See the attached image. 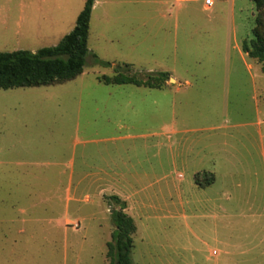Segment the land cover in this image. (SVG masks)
I'll list each match as a JSON object with an SVG mask.
<instances>
[{
  "label": "rangeland",
  "instance_id": "rangeland-1",
  "mask_svg": "<svg viewBox=\"0 0 264 264\" xmlns=\"http://www.w3.org/2000/svg\"><path fill=\"white\" fill-rule=\"evenodd\" d=\"M157 1L99 0L91 20V54L84 73L76 80L48 89H0V264H9L12 260L9 258L10 249L4 243L22 237L18 234L19 228L35 225L24 224L21 220L42 217L49 209L54 213L62 212L61 205L68 193H77L80 201L72 203L71 214L77 213L78 209L97 214L89 225L90 234L95 235V239H101L100 223L108 225L109 231L113 232L111 213L115 205L108 198L104 200L106 205L99 199L97 190L101 186L69 185L70 170L60 167L65 163L64 154L71 155L74 150L76 124L79 123L81 139H93L97 133L101 136L112 130L139 134L154 132L169 120L157 121L146 114L115 110L116 106L110 100L126 102L129 97L153 98L160 94L168 103L175 97L169 91L157 93L133 86L101 83L99 77L113 76L115 67L121 66L123 72L124 65H130L138 74L151 70L171 72L180 80L192 81L194 87L183 90L179 96L186 102V111L182 110V116L177 119L180 130H198L209 123L225 125V117L221 116L222 112L218 113L222 108L231 116V123L237 114L241 115L242 122H254V95L258 96V107L264 115V63L258 65L257 61L246 57L247 64L261 69L256 94L249 88L235 86L238 80H250L236 44L242 49L244 41L254 38L257 9L253 0H216L212 13L200 11L202 0L185 4L197 8L191 13L175 10L174 18L214 19L204 40L190 43L182 35L179 40L181 49L175 55L170 54L169 48L164 51L159 47L168 34L175 33L173 21L172 31H169V25L163 28L156 21H151L148 29H141L134 21V25L129 24L132 18L161 16ZM84 5V0H0V52H36L58 45L74 29L77 11ZM132 28L137 30L135 34L130 33ZM187 28L186 35L193 32L191 26ZM133 40H144L143 47H137L134 52L128 50ZM146 40L149 41L147 47ZM197 45H204L203 50ZM94 56L112 66L96 64ZM226 59L227 64L239 67L236 72H228ZM225 72V75L229 74V78L226 76L229 84L227 81L223 84ZM252 74L256 78L255 70ZM174 83L168 81L166 86ZM46 90L53 94V100L49 98V107L35 104V95ZM210 111L211 116H206ZM168 117L169 113L166 119ZM223 133L233 136L229 137V143L244 152L248 161L246 166L252 168L253 160L262 163L257 149L259 137L253 127L240 132L231 129H219L213 133L190 132L172 137L162 147L158 146L157 139L152 138L147 139V148L142 140L127 143L131 149V161L126 166L118 163V168L126 174V181L112 186V189L128 200V215L137 225L133 264H264V217L258 218L257 223L249 214L238 217L235 214L237 202L232 201L229 203V231L228 234L225 230L222 232V225L227 224V218H223L220 211L222 184L210 190L206 188L208 182L204 174L197 175L196 179L194 176L209 162L200 152L209 135L214 144L213 158L222 156L216 151L222 144ZM179 144L184 148L178 150ZM94 147L95 144L87 145L89 149ZM190 148L194 149L192 154ZM83 149V146L75 149L77 158ZM48 157L49 165L46 164ZM252 180V176L242 177L245 186ZM228 188L232 189V185ZM49 194L58 196L59 200L52 201L57 205L45 201ZM215 194L220 200H214ZM87 196L90 203L86 202ZM21 210L28 214L22 215ZM98 264H103L102 258Z\"/></svg>",
  "mask_w": 264,
  "mask_h": 264
},
{
  "label": "crops",
  "instance_id": "crops-1",
  "mask_svg": "<svg viewBox=\"0 0 264 264\" xmlns=\"http://www.w3.org/2000/svg\"><path fill=\"white\" fill-rule=\"evenodd\" d=\"M84 1L86 2V0ZM197 1L198 0H158L157 3L160 6L162 12L161 16L154 17L152 19L148 17L132 18L129 19V24L134 25L135 22V24L139 25L141 29H148L150 22L156 21L158 24L163 25V28L169 25V31H172L171 25L173 21V29L175 33L173 35L168 34L167 37H165V40H163V43H159V47H162L163 49L169 48L170 54L175 55L181 49L179 45V40L181 39L182 35H184L183 37L185 38V40L190 43L196 42L198 40H204L205 38L203 37L208 34L207 32L209 30V27L213 25L214 19L212 18L207 20L192 18L190 16H186L184 18L178 16L174 18V16L172 15L174 14L175 10L176 12L178 11V13H180L181 11L191 13L192 10H195L197 8H194L193 6L189 5L185 6V4L197 3ZM202 2L203 3L200 8V11L212 13L215 5L212 8H208L207 6H205L204 0H202ZM99 3V0H96L93 8L92 18L94 12L98 9ZM83 9H79L77 11V16H79ZM166 14H169V16H167ZM107 20L109 19H106L105 21ZM181 26H186V28L187 26H191V31L193 30V32L186 35L188 33V28L186 29L182 27L181 29ZM181 30L182 33H179V31ZM135 32H137V30L134 28H132V30L130 31L131 34H135ZM228 38L229 37L227 35L226 39ZM138 40L131 41L127 49L134 52L136 51L137 47H143L144 40ZM147 42L149 41H145V47H147ZM197 48L203 50L204 45H197ZM236 48L243 62L242 66L244 68L246 67L247 72L250 75V80L246 82L238 80L235 86H241L240 88L244 89L249 88L250 90H254V94H256L255 91L257 89L258 84L257 78L260 75L261 69L253 64H247L246 57L249 56L243 52V50L238 46V44H236ZM147 50L149 49L147 48ZM227 62H229L228 59H226L225 61L226 66L228 67V72L234 73L238 70L239 67L232 66L233 64H227ZM257 63L258 65H260L259 62ZM254 70L256 71V78L252 74V71ZM147 73L158 72L151 70ZM167 73L171 75V79H173L175 83L171 84V86L166 87L163 90L154 91H157V93H165L167 91L173 93L175 97L171 98L168 103L166 102L164 96H160V94H157V97L153 98L143 96L140 98L129 97L128 99H126V102H118L115 99H111L110 101L112 102V105L116 106L115 110H121V112L126 111L128 113L131 112L134 115H139L142 113L148 115L149 118L152 120H169V122H163L161 127H158L157 131L150 133L142 132L141 134H139L136 132L129 133V131L127 133H123L120 130H112L105 131L104 134H102L101 136H99L97 133V137L93 139H81L80 126L79 123L76 124V132L73 141L74 150L72 151L71 155H67V153L64 154V157H66L64 161L65 163L60 166L61 168L70 170L68 174V184L101 186L100 188L98 187L97 195L99 199L103 201V204L106 205L104 202L105 199L112 196H118L122 201L127 203L126 213L129 214L130 204L128 200L124 199L122 195L116 193V189H112V186H117V184H119L120 182L126 181V174L118 168V163L126 166L131 161V149L127 146V143H132V141L134 140H142L144 141V147L147 148V146H149L147 143V139L152 138L157 139L158 146L162 147L166 146V141L168 142L172 139V137H177L181 134H187L190 132L195 133L201 131L203 133H213L214 131H218L219 129H231L232 131L238 130L240 132L241 129L253 127L259 137V147L257 149L259 151V154H261L262 163L255 162V160H253L254 157H251V160H253V167L251 168L246 166L248 161L245 158L244 152L241 151L239 147L236 148L230 145L229 137L231 135L229 133H223L222 144L221 146H217L216 153L221 152L222 156H217L213 158L214 144L212 141V136L209 135L205 140L206 144L204 148H202L200 152L205 155L204 160L207 159L210 163L207 161V167L205 165L203 168H201L200 171H196L194 173V176L196 179L197 175L206 174L205 176L208 182L206 188L210 190H213L214 187L219 183L222 184L221 189L223 191L221 193V201L223 202L222 204H220V211L222 217L227 218V221H225L227 222V224L222 225V232H224L225 230L226 234H228L229 231L228 219L230 218L231 214L229 203L232 201L237 202L235 204L237 208L235 214L238 217L248 216L249 214L250 218H256L257 223L258 218L264 217V115H261L260 108L258 107V96H253L256 104V117L254 122H242L241 115L237 114L234 116V123H231V116L227 112L225 114V109L222 108V110L218 113L220 115V112H222L221 116L225 117L224 119L226 121V126H214L212 123H209L205 125V127H203L202 129L198 130H180L177 127V119L179 115L182 116V110L186 111V108H184V104H186V102L183 98L179 96H181L185 90L194 87V83L188 79L184 81L180 80L174 77L171 72ZM225 74L226 72L224 73L223 84H226V81L229 84V80L226 77L228 76L229 78V74ZM49 87L41 88L48 89ZM137 88L147 89L143 87ZM49 94H52L49 90L41 92L40 94L35 95L37 97L34 98L33 102L42 106H48L49 98L50 100H53V94L50 95V97ZM114 100L116 102H114ZM167 113H169L168 119H166ZM211 113L212 111H210V114L207 115L206 112V116H211ZM118 142H120V144H118ZM90 144H95V147L93 149L87 148V145ZM78 146H83L84 149L81 150L80 155L77 158V153L75 152V149H77ZM177 148H179L178 150H181L184 147L179 144ZM193 151L194 149H189L190 154H192ZM238 154L241 156L239 157ZM78 162L81 165H77L76 163ZM46 164H51L49 163V157ZM211 174L215 176V180L210 183L209 180L210 178H212L210 176ZM243 176H252V182H250L249 185L245 186L242 181ZM166 177L167 176H165V178ZM74 179H77V181H75ZM230 185H232V189L228 188V186ZM76 196L77 193H68L65 196V203L61 205L63 206L62 212L60 211L59 213H54L53 209H49V212L43 214L42 217L36 216L30 219L24 218L21 220L24 224L35 225L32 228L30 226L19 228L18 234L22 237H19L18 239L14 240H8L6 243H4L10 249L9 258H12V260L10 259L11 262L9 261V264H98L99 258H102L103 264H109V259L107 258V244L112 239V233L109 231L108 225L100 223L99 233L101 231V237L99 236V238L101 239L97 240L95 239V235L93 236L90 234L89 230L91 228L89 227V225L92 221H95L97 214L93 212L84 213L82 211L83 209L81 211L80 209H78L77 213L71 214L70 210L72 203L80 202ZM215 196L216 199L214 200H220L217 199L218 195L215 194ZM55 198L59 200L58 196L49 194L45 196V201L49 202V205H57L52 202ZM210 200L213 199L210 198ZM225 201L226 204L224 205ZM86 202L90 203V199L88 196L86 197ZM21 213L22 215L28 214L26 210H21ZM99 242H101V247L99 246ZM226 245H229L228 241Z\"/></svg>",
  "mask_w": 264,
  "mask_h": 264
},
{
  "label": "trees",
  "instance_id": "trees-1",
  "mask_svg": "<svg viewBox=\"0 0 264 264\" xmlns=\"http://www.w3.org/2000/svg\"><path fill=\"white\" fill-rule=\"evenodd\" d=\"M96 0H86L84 9L79 14L74 29L58 45L45 47L36 52L20 50L0 52V89L14 90L41 88L65 84L81 76L91 52L89 37L91 18ZM257 9L253 39L244 41L242 50L251 59L264 63V0H253ZM96 64L111 67L109 62L94 56ZM264 71V68H263ZM167 72L138 74L130 65L117 66L113 76L103 75L99 81L107 86H136L151 90H163L170 81ZM204 174L203 176H205ZM209 182L215 180L210 175ZM115 205L111 218L114 224L112 239L107 244L109 264H133L132 251L134 236L137 233L135 220L126 213L127 203L118 196L108 198Z\"/></svg>",
  "mask_w": 264,
  "mask_h": 264
},
{
  "label": "built area",
  "instance_id": "built-area-1",
  "mask_svg": "<svg viewBox=\"0 0 264 264\" xmlns=\"http://www.w3.org/2000/svg\"><path fill=\"white\" fill-rule=\"evenodd\" d=\"M216 0H204L205 6H207L208 8H212L215 4Z\"/></svg>",
  "mask_w": 264,
  "mask_h": 264
},
{
  "label": "water",
  "instance_id": "water-1",
  "mask_svg": "<svg viewBox=\"0 0 264 264\" xmlns=\"http://www.w3.org/2000/svg\"><path fill=\"white\" fill-rule=\"evenodd\" d=\"M170 81H173V79H170Z\"/></svg>",
  "mask_w": 264,
  "mask_h": 264
}]
</instances>
